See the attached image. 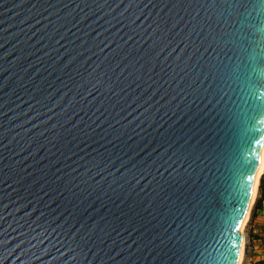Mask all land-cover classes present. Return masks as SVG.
<instances>
[{"label": "water", "instance_id": "1", "mask_svg": "<svg viewBox=\"0 0 264 264\" xmlns=\"http://www.w3.org/2000/svg\"><path fill=\"white\" fill-rule=\"evenodd\" d=\"M264 141V0H0V264H238Z\"/></svg>", "mask_w": 264, "mask_h": 264}, {"label": "crops", "instance_id": "2", "mask_svg": "<svg viewBox=\"0 0 264 264\" xmlns=\"http://www.w3.org/2000/svg\"><path fill=\"white\" fill-rule=\"evenodd\" d=\"M257 203L253 210L250 224L246 230L245 254L251 255L255 264H264L260 257V254L264 250V208L262 211L255 212Z\"/></svg>", "mask_w": 264, "mask_h": 264}, {"label": "bare ground", "instance_id": "3", "mask_svg": "<svg viewBox=\"0 0 264 264\" xmlns=\"http://www.w3.org/2000/svg\"><path fill=\"white\" fill-rule=\"evenodd\" d=\"M263 176H264V141H263L262 149L260 152L258 167H257V171H256V176L254 178V183H253V187H252V191H251V195H250L249 204H248V207L246 209V213L244 216L243 223L241 225L242 248H241V253H240V258H239L238 264H242L243 259H244L245 245H246V230L250 224V220L252 217L253 210H254L256 203L258 201L261 179Z\"/></svg>", "mask_w": 264, "mask_h": 264}, {"label": "rangeland", "instance_id": "4", "mask_svg": "<svg viewBox=\"0 0 264 264\" xmlns=\"http://www.w3.org/2000/svg\"><path fill=\"white\" fill-rule=\"evenodd\" d=\"M256 208L257 209H255V212L256 211H262L263 208H264V176L261 179V185H260V190H259L258 203H257V207ZM245 252H246V248H245Z\"/></svg>", "mask_w": 264, "mask_h": 264}, {"label": "built area", "instance_id": "5", "mask_svg": "<svg viewBox=\"0 0 264 264\" xmlns=\"http://www.w3.org/2000/svg\"><path fill=\"white\" fill-rule=\"evenodd\" d=\"M260 257L262 259V262H264V250L260 254ZM242 264H255V263L253 262L251 255L244 254V259H243Z\"/></svg>", "mask_w": 264, "mask_h": 264}]
</instances>
